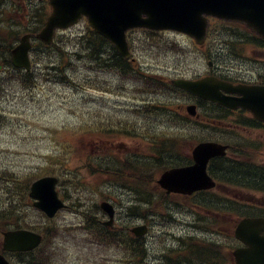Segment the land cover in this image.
I'll return each instance as SVG.
<instances>
[{
  "label": "rangeland",
  "instance_id": "374dc122",
  "mask_svg": "<svg viewBox=\"0 0 264 264\" xmlns=\"http://www.w3.org/2000/svg\"><path fill=\"white\" fill-rule=\"evenodd\" d=\"M216 25V21H213L211 31L218 38V41H221L216 45L217 49H223V42L227 37L221 35V31L217 32V29H214ZM87 29V22L83 19L78 24L70 27L68 32L78 36L83 34V31L86 32ZM132 38L136 40L134 47L137 46V43L139 45L136 50L145 49L149 52H142L140 60L151 65L150 71L166 74L167 76L175 74L177 50H179L180 73L194 76L206 71L209 72L208 63L210 59L208 53L210 52L209 48L214 45L212 41L201 47L191 37L175 31L155 34L138 30L132 33ZM240 43L232 45L235 55L242 54V57L247 59L246 56L251 53L252 47L249 43L239 45ZM260 53L257 51L255 55ZM224 54V57H221L218 63L233 68H239V64H243L237 61V56L231 58V56L226 55V52ZM261 55H264V53L262 52ZM77 63H80V60ZM79 67L80 65L76 69L70 70L71 76L78 86L55 79L47 81V78L41 75L42 72L38 71L37 86L33 89L24 90L20 86H15L10 88L7 96H0V117H2V121H0V166L9 174L25 176L22 186L18 187L22 192L30 179L51 173L50 166L54 164L51 161L52 156L61 154V157H66V151L64 150L66 146H75L79 149L86 146L81 156L78 155V152L69 154L70 168L75 170V173L79 176L77 183L67 181L69 177L66 175L61 178L59 188L61 196L69 199L70 203H74L71 204L69 209L61 213L55 221L46 223L48 226H52V229L56 232L52 238L56 253L55 264H94L92 262L95 260H115V257H117L115 250L112 248H90L84 241V238H86L85 233L75 231L76 228H79L78 225L84 221V218L88 219L90 217L86 214L87 212L94 215L100 214L96 207L94 210L89 209L94 203L99 204L104 198L110 199L120 210L129 226L134 225L140 218L138 216H127L126 207L130 205L129 202L127 203V199H124V197L121 199L115 186L110 184L117 183V181L111 176L94 171L97 167L96 164L88 165L90 161L89 159L85 160L84 155L89 156L97 153L99 150L97 146H103L104 143L101 141L100 135L82 132V127L85 121L94 124L98 120H105L108 115L110 116V113L117 114L118 117L123 119H134L131 115V108L134 104L142 103L143 100L140 99L139 94L135 93V86H133L135 83L129 85L130 82H128L126 84L127 81L122 77L119 78V84L115 82L113 90L88 87L87 90L79 91L78 78L83 75ZM100 74H93L92 77L95 79ZM188 103H190L189 97L179 96V108ZM179 110L182 114H185V108ZM3 113L5 116L2 115ZM149 115L153 114L149 113ZM209 116L214 118L213 114H208ZM149 117L143 120L148 122L153 130L155 118ZM210 123V118L207 122H203V124ZM141 124H143V121H141ZM191 124L186 128H189ZM186 125L187 123L184 125L180 123L179 130L182 131ZM218 126V124L215 125L218 130H222V132L226 130L224 120L221 125L222 129ZM84 128L89 129L87 126ZM164 130L162 128L161 131ZM166 131L172 133L177 129L176 127H168ZM210 131H212L209 132L210 135L220 136L216 129H210ZM196 133L199 135L206 133V131L197 128ZM180 134L182 133L179 132ZM183 135L190 137V134L184 132ZM225 136V133L224 135L222 133V138H225ZM248 136L251 142L255 141L254 136ZM125 140L131 144L129 146L132 148H143L141 144L134 145L135 139H120L121 144H117L121 147L120 149L127 148L122 144L126 142ZM183 144V147H189L191 141L183 140ZM251 146L255 147L256 144H251ZM259 150L260 152H253V155L257 160L264 162V139L260 142ZM0 192L2 193V191ZM214 195L237 198L239 202L264 206V193L258 191L232 187L226 189L220 185ZM171 200L178 202L179 207L173 204L170 208H165V212L160 218L152 219V216L149 215L153 226L147 241L148 246L154 250L153 252L163 251L166 246H175L174 238L179 234L197 233L191 227L196 216L193 213V210L196 209L193 202L181 196H179V199L173 197ZM26 202L28 203L27 199H25V204ZM154 208L164 211L159 203H155ZM198 211L204 216L205 212L203 210L198 209ZM150 212L152 210L148 209L147 213ZM221 212H226L220 218L223 222L225 219L230 218L228 211L223 209ZM28 213V218L33 220L35 224L45 223L35 209H31ZM103 219H108V217H103ZM232 220L233 216L231 215ZM225 224L227 225L226 222ZM204 226H208V223ZM198 233L205 234L206 232L199 228Z\"/></svg>",
  "mask_w": 264,
  "mask_h": 264
},
{
  "label": "water",
  "instance_id": "95a60500",
  "mask_svg": "<svg viewBox=\"0 0 264 264\" xmlns=\"http://www.w3.org/2000/svg\"><path fill=\"white\" fill-rule=\"evenodd\" d=\"M54 12L47 26L39 35L50 42L55 27L67 26L75 22L83 13L89 16L96 30L111 39L118 49L128 55L125 32L129 27L148 26L151 28H177L195 35L198 41L204 38L205 13L215 12L247 20L254 29L264 34V0H51ZM143 15H146L144 18ZM27 37L14 51V62L18 66L29 67ZM179 86L221 103L236 107L241 104L264 118V87L241 90L244 94L236 102H227L221 88L231 90L229 86L215 78L199 81L179 80ZM224 147L217 144H200L194 150L196 163L189 167L166 172L160 183L168 189H176L179 177V190L191 191L202 187H211L207 182L206 166L210 157L224 154ZM55 179L44 178L33 186L32 195L40 198L37 203L50 215L61 205L54 191ZM48 183V187H43ZM237 238L246 246L234 251L237 264H264V218H244L235 232ZM41 237L27 230L13 231L7 234L5 248L31 249ZM0 264H10L0 255Z\"/></svg>",
  "mask_w": 264,
  "mask_h": 264
},
{
  "label": "trees",
  "instance_id": "16d2710c",
  "mask_svg": "<svg viewBox=\"0 0 264 264\" xmlns=\"http://www.w3.org/2000/svg\"><path fill=\"white\" fill-rule=\"evenodd\" d=\"M100 38L101 37L98 36V35H96V33L94 31H91L86 36V38H82V40L78 42V46H80V47L83 48L85 45H88L89 49L92 52H96V51H98L100 49V46H101V41H102L101 39L102 38L101 39ZM57 43L60 44V42H57ZM10 46H11V44L9 43V41L7 40V38H5L2 35V33H0V55H2L3 57H6L9 54ZM56 47L59 48L60 45H56ZM119 66L120 67H123V65L121 63H119ZM2 85H3V81L0 78V88L2 87ZM216 108L217 109H221V110L223 109L220 106H216ZM238 169L240 170V167H238ZM248 170L251 171L250 169H248ZM222 171L223 170H220V172H222ZM238 174L239 173H236V171L234 169L232 170V175H235L236 176ZM240 174H241V176H239V177L242 178V176H243V178H246V181H248V179H253V180L258 179V180H261L262 181V182L260 181L262 184L264 183V178H262L261 175H259V174H250V173H247V172H246V174H243V175H242V172H240ZM247 185L248 186H253L252 183H248ZM234 245H235V240L233 238V239H231V246L233 247ZM220 247H221V249H219L218 247H216V250L213 251V254H214V256L212 257L213 260L211 259L212 262L213 261H216L217 262L216 264H220L221 263L220 262L221 260H220L219 257H222V254H223L224 250H226L223 245L220 246ZM224 258H225V260L227 259L226 256H224Z\"/></svg>",
  "mask_w": 264,
  "mask_h": 264
},
{
  "label": "flooded vegetation",
  "instance_id": "af4514ba",
  "mask_svg": "<svg viewBox=\"0 0 264 264\" xmlns=\"http://www.w3.org/2000/svg\"><path fill=\"white\" fill-rule=\"evenodd\" d=\"M249 120V125L245 126V130L249 135L254 136L255 138L264 137V122L257 120L253 116H245Z\"/></svg>",
  "mask_w": 264,
  "mask_h": 264
},
{
  "label": "bare ground",
  "instance_id": "6f19581e",
  "mask_svg": "<svg viewBox=\"0 0 264 264\" xmlns=\"http://www.w3.org/2000/svg\"><path fill=\"white\" fill-rule=\"evenodd\" d=\"M227 54H228V55H231V56H236V55H235V51H234V49H233L232 46H228V47H227ZM9 69H10V70H13V68H12L11 66L9 67Z\"/></svg>",
  "mask_w": 264,
  "mask_h": 264
}]
</instances>
